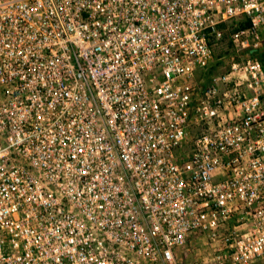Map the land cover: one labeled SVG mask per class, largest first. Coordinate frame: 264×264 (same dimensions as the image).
I'll list each match as a JSON object with an SVG mask.
<instances>
[{"label": "built area", "instance_id": "1", "mask_svg": "<svg viewBox=\"0 0 264 264\" xmlns=\"http://www.w3.org/2000/svg\"><path fill=\"white\" fill-rule=\"evenodd\" d=\"M263 45L264 0H0V264H264Z\"/></svg>", "mask_w": 264, "mask_h": 264}, {"label": "rangeland", "instance_id": "2", "mask_svg": "<svg viewBox=\"0 0 264 264\" xmlns=\"http://www.w3.org/2000/svg\"><path fill=\"white\" fill-rule=\"evenodd\" d=\"M226 38L227 40H229L228 35ZM227 67L228 61L217 66V68L212 69L210 71V74H208L206 82L208 81L211 74L224 71L225 69H227ZM203 72V70L198 71L195 80L193 81L194 83L199 80ZM192 138V135L189 136L184 144H182L178 152L182 153L183 151L187 150L192 143ZM240 220L241 218L239 216H235L231 219V221L234 223H238ZM224 228L226 230L229 229V221L225 224ZM216 252L217 251L211 246L210 241L205 234L200 231H193L188 235L186 243L182 247L177 249V257L181 264H193L196 261L199 262V264H219L215 259Z\"/></svg>", "mask_w": 264, "mask_h": 264}, {"label": "trees", "instance_id": "3", "mask_svg": "<svg viewBox=\"0 0 264 264\" xmlns=\"http://www.w3.org/2000/svg\"><path fill=\"white\" fill-rule=\"evenodd\" d=\"M228 35V34H227ZM227 38H224L222 40H216V47H215V56L213 61L206 67L202 68L203 74L200 76L199 80H197L196 83H194L197 90H201L207 80L208 74H210V71L212 69L217 68V66L221 65L222 63H225L231 59L232 56H235V53H237V48L234 44L230 43L229 40H226ZM241 55L245 56H251L255 59H259L264 64V45L259 48H246L239 51ZM208 124L204 126V129H208ZM203 128L193 126L190 129L189 136H193L192 140L195 138V136L200 133ZM184 144V142L182 143ZM182 146V145H181ZM181 146L178 148V150L181 148ZM181 154V152H178Z\"/></svg>", "mask_w": 264, "mask_h": 264}]
</instances>
